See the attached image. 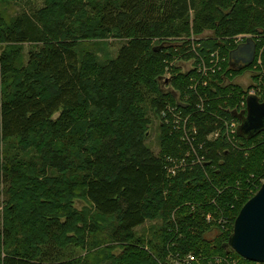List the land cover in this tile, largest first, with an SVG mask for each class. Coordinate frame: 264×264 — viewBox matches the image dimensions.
<instances>
[{
    "label": "trees",
    "instance_id": "obj_1",
    "mask_svg": "<svg viewBox=\"0 0 264 264\" xmlns=\"http://www.w3.org/2000/svg\"><path fill=\"white\" fill-rule=\"evenodd\" d=\"M45 2L38 13L10 22L0 14V185L8 197L0 264H159L170 252L192 253L204 263L233 255L253 264L229 239L242 207L263 184L264 129L252 137L239 133L254 86L225 80L262 70L264 0ZM241 34H251L255 58L234 67L231 53L241 44L234 38ZM108 36L126 40L116 57L99 61L81 47L85 39ZM26 43L34 48L25 64ZM193 45L203 58L219 51L225 59L187 92L185 104L159 80L168 67L178 90L200 78L171 66L180 53L199 61ZM262 58L264 64V51ZM148 100L161 116L159 153L147 143ZM168 106L189 116L187 132L172 114L163 116ZM234 119L239 124L230 141L225 123ZM182 160L185 166L168 176L166 166ZM80 192L96 219L73 207ZM209 213L229 220V229L207 221ZM148 220L161 221L150 240L136 231ZM106 230L105 240L98 237ZM88 236L92 246L114 240L122 251L91 253L84 249ZM83 250L89 255L79 257Z\"/></svg>",
    "mask_w": 264,
    "mask_h": 264
},
{
    "label": "rangeland",
    "instance_id": "obj_2",
    "mask_svg": "<svg viewBox=\"0 0 264 264\" xmlns=\"http://www.w3.org/2000/svg\"><path fill=\"white\" fill-rule=\"evenodd\" d=\"M45 7H46L45 0H10V1L0 0V14L3 15L4 18L8 19L9 22L14 20L17 16L22 15L23 13H28V14L36 13V12L38 13V11L42 10ZM210 35H211V32H206L204 34L205 37L210 36ZM248 36H251V34H241V35L236 36L234 40L240 44V43L245 42L247 39L246 37ZM252 37H255V36L252 35ZM195 39H199V37L193 36L192 40H195ZM176 40L181 41V37H177ZM125 43H126L125 39L108 36L106 38L85 39L83 40L81 47L82 48L85 47V49H89L95 52L99 56V59H100L99 61H105L111 57H116L119 52V49ZM3 47L4 46H2V49ZM33 48L34 46L30 43H26L22 46L23 63L26 64L28 62L29 52ZM192 49L197 51L196 54L199 56V61L197 58L186 59L185 54L180 53L178 56L175 55L176 57H174V61L171 63V66L172 65L179 66L181 68L182 73H187L191 70H195L196 73L200 76V78L196 76L195 78L192 79L193 84H191L190 87H195L196 84L200 83L202 79L210 76L211 71L209 70V67H210V64H212L213 62L216 63V72L218 70H221L222 67L220 64L222 61H224L225 57H222L219 51H215L210 55L209 59H206L200 56L196 45H193ZM263 51H264V48H262L260 51V56H259V60L257 64V66L258 65L261 66L262 68L261 71L258 69L247 70L243 73L235 75L233 79L226 78L225 80L226 83H231V82L238 83L242 85L244 88H248L251 85H253L254 87H251L248 93L255 94V95H258L260 98H263L264 96V64H263V58H262ZM189 52H186V53H189ZM213 55L219 58V63H218L217 58H214ZM211 73H214V72L212 71ZM174 75L175 73L173 72V70L168 67L166 69V73L162 77H160L159 82H160L161 88L166 92L174 93L179 102L180 101L186 102L189 96L187 92L191 89L187 88L186 89L187 91L186 90L181 91L173 87L170 81ZM253 75H259V80L256 81L255 79H253ZM145 105L147 107L148 115L151 120L149 129L147 131V143L155 153H159L160 151L159 136H160L161 116L159 114H156V112L151 108L150 100H148L145 103ZM59 115L60 113H56L53 119L56 120ZM182 115L184 116V114ZM233 123L236 128L239 124V121L237 119H234L233 122L229 121L228 124L225 123L226 131H227V134L229 135L228 139L230 141H233V136H231L230 134V129L232 128L231 126ZM17 144H18L17 141H13L11 142L10 146L13 148L17 146ZM3 147H4V150H7V145L5 146V143H2V148ZM23 155L29 156V157L34 156L35 159L37 158V155H35V152L33 153L25 152L23 153ZM194 164H198V162L193 163V165ZM69 177H71V175ZM262 182L264 183V180H262ZM7 198L8 197H7L4 186L0 185V229L3 227V224H4V213H5V208L7 205ZM73 202H74L73 207L76 210L82 211L84 214H86L85 216L87 217V219L90 218L93 220L94 217L96 219V214L94 213V209L92 208L90 202L81 194V192L79 193V196H76V198H74ZM209 217L212 220V222L218 221V222L223 223L222 231H227L229 229L230 222L226 218L221 217L219 219H215V218L213 219L214 217L213 214L209 213L207 214V217H206L207 221L209 222L211 221L208 219ZM99 223L103 225L104 222L99 220ZM160 225H161L160 220H148L143 226L139 227L136 231L139 235L144 236L147 240H150V238L152 237V232L155 229L159 228ZM107 231L108 230L104 231V233H102L101 235H98V237L105 240L106 236H108ZM90 237L91 236H88V239H87L88 242H86V246L84 249H91L90 250L91 253L97 252L99 249H111L112 248L114 249L113 253L115 255H119L122 251V249L118 246L119 242H116L114 240H109V242L107 241V243L101 244L99 246H96V245L92 246L90 244L91 240H89ZM88 255H89V250H83L81 252V256L79 257H86ZM189 255H193V254L190 253ZM188 256H181L179 254H175L174 252H170L166 258V261L165 262L159 261V264H181V261L184 262V260L187 259ZM206 262L207 263H204L203 261L196 258V260L193 261L191 264L193 263H196V264H223V263L224 264H242L240 262V259L235 258L233 255H227V256L217 255L211 259H207Z\"/></svg>",
    "mask_w": 264,
    "mask_h": 264
},
{
    "label": "water",
    "instance_id": "obj_3",
    "mask_svg": "<svg viewBox=\"0 0 264 264\" xmlns=\"http://www.w3.org/2000/svg\"><path fill=\"white\" fill-rule=\"evenodd\" d=\"M255 48V43L249 38L232 51L231 59L250 65L255 58ZM246 106V113L239 115L242 122L238 131L245 137H252L264 129V101L250 94ZM229 246L248 261L264 263V183L238 214Z\"/></svg>",
    "mask_w": 264,
    "mask_h": 264
},
{
    "label": "built area",
    "instance_id": "obj_4",
    "mask_svg": "<svg viewBox=\"0 0 264 264\" xmlns=\"http://www.w3.org/2000/svg\"><path fill=\"white\" fill-rule=\"evenodd\" d=\"M247 38V40L249 39V38H251V36H248V37H246ZM247 41H245V42H243V43H246ZM242 44V43H241ZM213 57L214 58H217V56H215V55H213ZM217 60H218V63H219V58H217ZM209 70L212 72H215L216 71V63L215 62H213L212 64H210V67H209ZM198 87H190V89L191 90H195V89H197ZM255 95V94H254ZM182 103H187V102H182ZM185 104H182V105H185ZM163 116L164 117H167V115L168 114H172L173 116H174V118H175V121H176V123H178V124H180L181 122L184 124V126H183V129H184V131L185 132H187V128H186V124H187V122H188V119H189V116H183L182 114H181V111H179L178 112V107H171V106H168V111H164L163 113ZM167 122H169V119H167L166 120ZM234 120H232V122H233ZM228 124V123H227ZM232 128L230 129V134H234L235 133V131H236V128H235V125H234V123L232 124V126H231ZM219 136V134L218 133H216V134H214V135H212V137H215V138H217ZM172 161V160H171ZM201 161V158H199V160H198V162H200ZM174 162V164H168L167 166H166V170H167V175L168 176H172V175H176V173H177V171L179 170V168H181V167H183V166H185V164H186V160H182V161H180V163H177V162H175V161H173ZM209 220H211L210 219V217L208 218ZM196 260V258H195V256H193V255H189L188 257H187V259H185L184 260V262H182L181 261V264H191L193 261H195ZM253 264H264V263H254L253 262Z\"/></svg>",
    "mask_w": 264,
    "mask_h": 264
},
{
    "label": "flooded vegetation",
    "instance_id": "obj_5",
    "mask_svg": "<svg viewBox=\"0 0 264 264\" xmlns=\"http://www.w3.org/2000/svg\"><path fill=\"white\" fill-rule=\"evenodd\" d=\"M231 63H232V65L234 67H236V66H239V67L245 66V64L243 62H238L237 59H235V61L231 59Z\"/></svg>",
    "mask_w": 264,
    "mask_h": 264
}]
</instances>
